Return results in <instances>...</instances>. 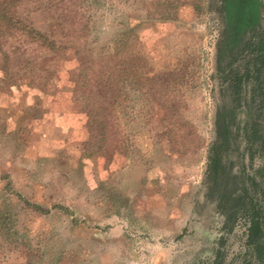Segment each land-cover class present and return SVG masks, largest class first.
<instances>
[{
    "label": "rangeland",
    "instance_id": "1",
    "mask_svg": "<svg viewBox=\"0 0 264 264\" xmlns=\"http://www.w3.org/2000/svg\"><path fill=\"white\" fill-rule=\"evenodd\" d=\"M1 3L53 47L0 33V264H240L246 142L208 156L264 0Z\"/></svg>",
    "mask_w": 264,
    "mask_h": 264
},
{
    "label": "trees",
    "instance_id": "2",
    "mask_svg": "<svg viewBox=\"0 0 264 264\" xmlns=\"http://www.w3.org/2000/svg\"><path fill=\"white\" fill-rule=\"evenodd\" d=\"M4 4H0V33L12 29H23L39 45L53 47V44L46 41L45 35L43 36L41 32L27 29L21 24L14 25L15 19L8 16L9 6ZM240 51L242 54H238V56L230 54L232 58L221 72L224 81H227L229 87L235 90L233 95L235 94L234 100L237 102V106L245 108L242 126H237L236 132H234L232 126L235 124V108L223 113L218 126V129H221L219 139L210 147L208 169L212 172V178L216 182L218 176L223 174L226 169L224 158L232 150V139L242 137L245 140V150L249 154L251 162L250 170H247L248 165L242 166V171L248 180V185L243 191L248 194L249 189L254 187L255 195L251 196L248 205L242 208L248 225L245 240L246 248L240 264H264V164L256 166L252 164L255 156L259 155L264 158V29L260 30L255 27ZM237 58L241 61L245 59L241 65L242 72L239 70L240 65L233 67ZM85 78L86 75H83L80 80L84 81ZM245 82H248L247 85L250 84L251 93L246 100H241L239 92L243 86H247L244 85ZM100 125L102 130L103 122H100ZM223 257V250L218 248L211 264H222Z\"/></svg>",
    "mask_w": 264,
    "mask_h": 264
}]
</instances>
